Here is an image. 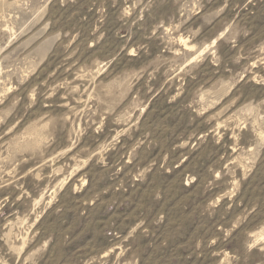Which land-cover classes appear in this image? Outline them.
Returning a JSON list of instances; mask_svg holds the SVG:
<instances>
[{
    "label": "rangeland",
    "instance_id": "obj_1",
    "mask_svg": "<svg viewBox=\"0 0 264 264\" xmlns=\"http://www.w3.org/2000/svg\"><path fill=\"white\" fill-rule=\"evenodd\" d=\"M0 264H264V0H0Z\"/></svg>",
    "mask_w": 264,
    "mask_h": 264
}]
</instances>
